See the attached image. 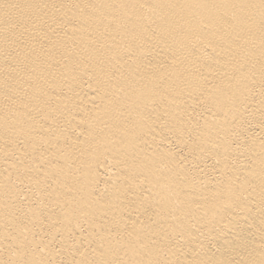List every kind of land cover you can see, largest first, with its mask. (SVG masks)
I'll return each mask as SVG.
<instances>
[{"label":"bare ground","instance_id":"obj_1","mask_svg":"<svg viewBox=\"0 0 264 264\" xmlns=\"http://www.w3.org/2000/svg\"><path fill=\"white\" fill-rule=\"evenodd\" d=\"M0 264H264V0H0Z\"/></svg>","mask_w":264,"mask_h":264}]
</instances>
